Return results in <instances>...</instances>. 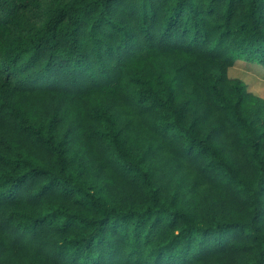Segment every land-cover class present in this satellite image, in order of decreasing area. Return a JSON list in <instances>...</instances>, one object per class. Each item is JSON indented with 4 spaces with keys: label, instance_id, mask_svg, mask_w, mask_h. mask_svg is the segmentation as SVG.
I'll return each instance as SVG.
<instances>
[{
    "label": "trees",
    "instance_id": "1",
    "mask_svg": "<svg viewBox=\"0 0 264 264\" xmlns=\"http://www.w3.org/2000/svg\"><path fill=\"white\" fill-rule=\"evenodd\" d=\"M264 0H0V264H264Z\"/></svg>",
    "mask_w": 264,
    "mask_h": 264
},
{
    "label": "rangeland",
    "instance_id": "2",
    "mask_svg": "<svg viewBox=\"0 0 264 264\" xmlns=\"http://www.w3.org/2000/svg\"><path fill=\"white\" fill-rule=\"evenodd\" d=\"M229 74L232 78L241 79L246 84L247 90L264 98V67L262 65L241 59L230 68Z\"/></svg>",
    "mask_w": 264,
    "mask_h": 264
}]
</instances>
